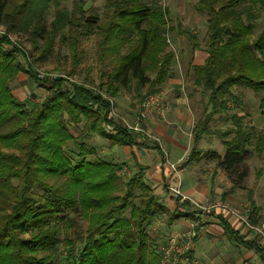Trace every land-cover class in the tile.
Listing matches in <instances>:
<instances>
[{"label":"trees","instance_id":"trees-1","mask_svg":"<svg viewBox=\"0 0 264 264\" xmlns=\"http://www.w3.org/2000/svg\"><path fill=\"white\" fill-rule=\"evenodd\" d=\"M37 1L0 0V26L7 29V34L24 33L35 40H47L48 27L42 15L31 12L30 7ZM51 1L41 0L35 6L46 9ZM108 2L110 13L105 25H99L98 17L85 20L86 27L95 31L102 61L107 58L115 65L112 71L103 70L98 93L70 83L71 89L64 90L63 86L68 83L63 77L51 81L34 76L23 65L26 54L7 36L0 39V147L6 149H0V264H162L164 260L161 246L155 248L151 243L154 249L147 247L149 224L142 213L132 223L114 221L123 200L133 194L137 178L134 176L124 183L117 175L122 166L101 157L87 162V156L97 155V149L88 145L86 139L93 134L111 139L115 146H132L135 138L125 127L111 121L110 104L103 94L116 97L118 92L132 86L136 94L146 87L148 93H157V88L169 77L176 55L170 49V29L161 7L152 9L129 0ZM194 7L208 17L207 58L201 65L191 66V79L193 86L204 94L203 99L208 98L207 106L212 108L193 128L196 148L208 135L224 136L212 130L209 123L220 114L217 109L231 110L229 100L235 99L232 88L264 94V31L260 37L252 38L254 24L264 13V0H200ZM32 24L35 27L29 30ZM146 25L149 27L145 28ZM132 32L138 39H134ZM180 32L190 40L196 38L188 30ZM192 46L194 51L199 48L196 43ZM34 48L36 52L41 51L35 61L47 62L52 48L46 46L41 50L37 43ZM23 73L37 83L42 79L39 86L52 93L40 107L26 109L24 101H18L13 95L11 85ZM219 95L224 101L219 102ZM260 106L264 112V95ZM227 120L232 122L234 138L222 139L226 149L223 156L208 152L206 158L217 162L235 188H244L250 172L249 149L255 146L254 151L263 153L264 134L255 130L245 133L243 119L237 115ZM107 126H113L112 132L117 135L108 134ZM69 142H75L79 157L85 158L81 163L73 164L67 156L65 147ZM194 149L189 162L195 161ZM140 176L150 195L151 188ZM124 187L126 193L122 198L112 194ZM82 215L89 226L81 237L78 230H83L73 216ZM252 216L251 223L259 225ZM106 231L116 240L114 245L110 243L111 237L104 235ZM27 234L31 237H22ZM69 235H74L83 248L77 250L70 246ZM63 243L71 250L63 261H58ZM40 254L44 255L37 257Z\"/></svg>","mask_w":264,"mask_h":264},{"label":"rangeland","instance_id":"rangeland-1","mask_svg":"<svg viewBox=\"0 0 264 264\" xmlns=\"http://www.w3.org/2000/svg\"><path fill=\"white\" fill-rule=\"evenodd\" d=\"M51 1V0H50ZM136 3L140 5H145L147 7H151L152 9H156L161 7L162 11L166 12V19L167 26L172 27L178 20H182L183 24L186 26L187 29L197 31L199 36H195L196 38L190 41V38H181L178 37V41L181 44V47L185 49L188 43H192L193 45H199L198 49L195 52H201V54H197L199 59L202 58V52L206 51L207 48V16L203 14H199L196 10L194 5L197 4L200 0H134ZM133 0H129L130 3L134 2ZM140 1V2H138ZM41 0L35 2L32 5L31 12L33 14H40L44 19L45 25L48 27L47 40H35L31 38L28 34L24 33H17L11 32L6 33L7 29L3 26H0V39L4 36H7L8 39L14 46H17L18 49L26 54V60L22 59L24 67L30 69L35 76H42L47 77L49 80H55L57 77H63L67 81V85L63 86L65 89H71L70 84H76L79 86L87 87L88 89L92 88L95 89L93 92L98 93V85L102 83V75L103 70L105 71H112V68L115 66L113 63H110L107 58L102 61L101 58V51L99 44L95 38V31L94 29L88 28L85 25V20L87 17H98L99 25L102 27L105 25V20L107 19V15L110 13L108 8L109 2L108 0H52L47 5L46 9L42 7H37L35 5L39 4ZM15 3H19L16 1ZM63 15V17H62ZM31 18V17H29ZM26 19V18H24ZM23 19V20H24ZM34 19V18H31ZM107 21V20H106ZM69 23L65 25L66 23ZM125 24V22H123ZM61 24V28L60 27ZM123 24V25H124ZM28 22L25 23L23 26L26 27ZM256 25L254 30V34L252 38L260 37V35L264 31V13L261 15L259 20L254 24ZM35 24L29 26V30L34 29ZM149 26H145L148 28ZM134 35V39H138L135 35V32H132ZM171 36V35H170ZM168 35L170 49L174 52L175 45L172 41V38ZM190 41V42H189ZM37 43L41 50L46 46L48 48H52V52L49 55L47 62H36L35 60L38 59L39 53L36 52L34 45ZM172 44V45H171ZM190 47H186L184 53L179 54L177 51L175 55L177 57L181 56H188L189 55ZM176 57V58H177ZM259 57V55H258ZM199 63V62H198ZM108 64V66H107ZM197 64V65H201ZM29 66V67H28ZM59 71H66L72 72V76H68V74L61 73ZM31 72V73H32ZM192 75V74H191ZM193 79V77H192ZM190 78L189 84L193 86V81ZM36 80V79H35ZM35 80L31 79V77L27 73L21 74L17 81L12 83L11 88L13 89V94L17 96V94L21 95L22 100L26 105V109H34V105H40L46 100L48 95H51V92H48L45 87L39 86L42 85V79L37 83ZM50 81V82H51ZM70 83V84H69ZM49 85V84H48ZM194 87V86H193ZM148 89V87H147ZM147 89L144 88L141 93L135 92L134 86L130 89L123 90L125 92H118L116 97H109L108 95L103 94L104 99L110 104V114L108 115L116 125H122L125 127L129 132H131L132 137L135 138V143L131 146H115L112 145L111 142H114L99 136H95L92 134V137L86 139L87 144L91 145L92 147L97 149V155H92L90 157L87 156V162H95L97 161L96 158L101 157L106 162L114 163L116 166L120 165L121 170L117 171V175L121 177L124 183L128 182L134 176L137 178L136 183L134 184L133 194L130 198L124 199L121 204V210L116 212L114 216V221L118 220H126L132 223L136 217H138L141 213L143 218L146 219V223L149 224L148 228L146 229V244L148 249L158 248L161 246L160 253L163 252L165 259L161 260L162 264H178L181 263V259L179 261L178 256H174L175 253H180L182 249L181 240L186 241L187 236L185 231H178L184 236L181 237L180 242L177 241V244L170 247L168 244V240L174 234L170 231V222L172 220L174 211L173 208L169 207L168 205V196H165L166 193L159 194L158 196L154 193V190L149 195V190L144 189L141 179L139 178L141 172H143L144 168L141 165V160H138V146L139 145H148L153 147L156 143L160 142L158 137L146 126V119L152 116L153 114H160L161 117H166L169 109H174L173 103L171 101H166L164 98L165 94L160 93H148ZM200 92L201 99L198 96L193 98V102L196 103V106L193 109H196L195 113L197 116V121H203L207 116L209 111L211 112V106H207L208 98H204L202 92L196 88ZM100 91V90H99ZM231 92L235 99L229 100V106L231 110H223L217 109V112L220 114H216L215 117L209 123V126L214 131H220L223 133V137L220 138V135H208L205 137L206 143L203 144V149H207L209 146L216 147V143H222V139L225 141H230L234 138V130L232 127V122L227 120L232 115H237L238 117L242 118V126L246 129L245 133H249L251 129L249 128L250 125V116L246 115L250 113L253 114L254 111L257 109L263 114V109L260 106V100L262 99L264 94H258L253 92L249 89H242L240 87L232 88ZM100 93V92H99ZM102 93V92H101ZM228 98V96H226ZM18 99V97H17ZM24 99V100H23ZM224 101L222 95H219V102ZM227 100V99H226ZM19 101V99H18ZM146 103V106H143ZM160 106L163 107L160 108ZM38 107V109H40ZM145 109V110H144ZM222 111V113H221ZM145 114V116L142 115ZM222 115V116H221ZM154 116V115H153ZM229 116V117H228ZM196 121V122H197ZM82 126V125H80ZM113 126H107L106 131L108 134L117 135V133L112 132ZM109 131V132H108ZM261 133L260 131H258ZM264 134V132H262ZM123 139V138H121ZM192 137L190 138L189 145L190 150L193 146ZM201 144V145H202ZM210 144V145H209ZM136 146V147H135ZM194 149L197 153L195 156V160H200V158L207 155L204 153V150H200V148ZM202 147V146H201ZM264 147V146H263ZM255 148V146H254ZM1 150L6 151L5 148L0 147ZM132 149L133 155L128 150ZM263 149V148H262ZM65 152L67 156L72 160L73 164H78L83 161L79 157V150L75 142H69L65 147ZM191 151L188 152L187 155L190 154ZM200 152V153H199ZM264 152V151H263ZM256 154H258L255 151ZM260 154V153H259ZM187 155L177 163H170L167 164L170 168V171H174L177 174L176 183H182V176L180 175L181 167L183 168V164L186 161ZM135 156V157H134ZM254 160V159H253ZM249 161V166L251 167ZM206 166V167H204ZM214 165H211L213 169ZM253 166V165H252ZM201 167L210 168L209 165H205L204 160L201 164ZM255 167V168H254ZM254 167H251V178L247 181L246 185L250 186L255 181H259V176L257 174V163H254ZM203 169V168H202ZM140 177H143L140 176ZM126 181V182H125ZM139 181V182H138ZM144 181V180H143ZM264 181V180H263ZM146 183H150V179L145 181ZM178 185V184H177ZM254 187H257L256 193H259L260 196L264 193V183H261L259 186L256 182L253 184ZM257 185V186H256ZM181 186V185H180ZM176 187V186H173ZM171 187V188H173ZM238 189H246L245 183L244 188ZM122 191L113 192L114 196L122 198V196L126 193L125 187L121 189ZM160 190V189H158ZM160 193V191H158ZM183 193V192H182ZM184 194V193H183ZM172 195V193H171ZM170 195V196H171ZM185 195V194H184ZM169 196V197H170ZM173 196V195H172ZM186 196V195H185ZM176 200H183L181 198H175ZM213 203L208 204H201L200 205H211L215 203H222V200H214ZM239 202L242 203L243 199L239 198ZM117 202H115L116 204ZM143 203V204H142ZM238 203V205H240ZM258 203H261V199H258ZM196 204V203H195ZM146 205V206H145ZM168 205V206H166ZM197 208V206H195ZM238 208V207H237ZM199 209V208H197ZM241 210V208H238ZM147 211V214L145 212ZM244 215V214H243ZM77 223L81 226V230H78V234L82 237L84 236V231L87 230L89 226V221L85 218L84 215L80 216H73ZM244 219H247V215H245ZM113 220V219H112ZM113 223V222H112ZM263 224V223H261ZM259 224V225H261ZM109 225V224H108ZM257 225V226H259ZM178 230L174 227L173 231ZM194 232V231H193ZM173 233V234H172ZM192 233V232H191ZM64 235V233H63ZM62 235V239L65 236ZM104 235H108L111 237L110 243L114 245L116 240L113 239V236L109 234L108 231L104 232ZM23 238H30L31 235H23ZM68 243L70 246H75L77 250L82 249L83 245L76 241V237L74 235H69ZM87 239V237L83 238ZM154 245V247H150ZM179 243V244H178ZM158 245V246H157ZM71 248L65 246L64 243L60 246L59 254L61 258H56L58 261L67 257L69 255ZM76 250V251H77ZM101 250H104L102 248ZM113 251L114 249L111 248ZM180 250V251H179ZM109 251V250H104ZM103 251V252H104ZM179 251V252H178ZM93 253V252H92ZM109 253V252H108ZM186 252L182 251V254ZM44 254H40L37 257L43 256ZM36 257V258H37ZM73 258V256H72ZM152 259V257H149ZM63 264V263H62Z\"/></svg>","mask_w":264,"mask_h":264},{"label":"crops","instance_id":"crops-1","mask_svg":"<svg viewBox=\"0 0 264 264\" xmlns=\"http://www.w3.org/2000/svg\"><path fill=\"white\" fill-rule=\"evenodd\" d=\"M169 29L168 35H171L170 37L175 45L174 52L177 53L178 51L179 54H182L186 47L187 49L190 47V57L187 55L176 56L175 62L171 65L169 77L157 88V93L163 94L164 92L165 100L167 102L171 101L174 109H169L166 117H161L159 113H155L154 116L152 115L146 119V126L158 137L160 142L152 145L153 147L148 145L137 147L138 160H141V165L144 168L143 172L139 174L143 175L144 181L145 177L146 180L150 179V183H145L151 190L155 191L154 193L157 196L162 193H166L165 196H168L169 201L167 203L174 211L172 217L174 221L169 223L170 231L174 233H172V237L180 235L177 240L180 242L184 234L178 231L187 232L185 234L187 240H181L182 248L180 249L182 250L174 255L178 256L179 261L181 259V263L178 264H264L262 241L258 234L247 227L242 220L247 215V220L251 223L249 217L253 215V220L258 224L264 223V193L260 196L259 193H256L257 187L255 188V185H253L255 182L258 186L264 183V152L256 154L254 146L249 149L251 155L247 160V164L251 161L250 165L253 168L254 163H257V174L260 178L252 185H246L251 178V167L248 164L250 172L246 178V189L244 190L235 188L224 171L218 167L217 162L206 158V155L200 160L189 162L190 154L195 148L193 128L197 121L196 109H193L196 103L193 102V98L198 96L201 99L200 92L189 84L190 71L192 65L205 61L207 53L206 51L202 52V58L199 59L197 54H201V52H195L192 43H188L185 49L181 47L177 40L178 37L184 39L188 37L181 34L180 30H188L193 35L199 36L197 31L187 29L182 20H178ZM151 79H154V77L151 76ZM66 85L65 83L64 86ZM63 89L65 90L64 87ZM122 92L125 91L122 90ZM13 95L22 100L19 98L21 97L20 94ZM246 115L250 116L248 120H250L249 128L251 131L264 132V114L259 109L254 111L252 115L250 113ZM191 137L193 146L190 150L189 141ZM205 140L207 139L204 137L197 144L198 148L204 150L205 154L208 152H216L220 156L225 154L226 149L223 143L221 145L216 143V147L209 146L207 149H203L202 143H206ZM129 147L131 148V146ZM128 151L133 154L132 149ZM189 151L191 152L187 155ZM186 155V161L180 170L182 176L180 187L181 192L190 200L183 201L176 200L171 195V187L178 184L175 180L177 174L170 171L167 164L177 163ZM203 160L205 165H209L210 168L201 167ZM211 165H214L213 169ZM239 198L243 199L242 203L239 202ZM258 199H261V203H258ZM214 200H222L225 207L211 209L206 212L195 207V203L210 204ZM174 227L178 230L173 231ZM182 251L186 253L182 254Z\"/></svg>","mask_w":264,"mask_h":264},{"label":"built area","instance_id":"built-area-1","mask_svg":"<svg viewBox=\"0 0 264 264\" xmlns=\"http://www.w3.org/2000/svg\"><path fill=\"white\" fill-rule=\"evenodd\" d=\"M143 106H146V103ZM160 108L163 109L162 106H160ZM142 115L145 116L144 113H142ZM180 185H181V182H178V185H176V187L171 188V193H172L173 197L181 198V199H184V200H190L187 196H185L181 192ZM196 206H197V208H199L200 211H203V212H206L208 210L215 209V208H224L225 207L222 203H215V204H211V205H200V204L196 203ZM239 217H241V216H239ZM242 220H243V222L245 223V225L247 227L253 229L258 234V236L260 237V239L262 241V244L264 246V223L259 225V226H257V225L251 224L247 219L243 218ZM179 236L180 235L173 236L169 240L168 244L170 245V247H172L173 245L177 244V240L179 239ZM165 257H164V259H165Z\"/></svg>","mask_w":264,"mask_h":264}]
</instances>
